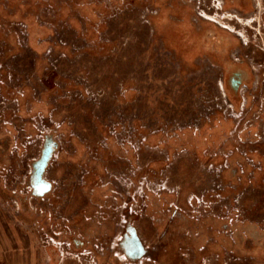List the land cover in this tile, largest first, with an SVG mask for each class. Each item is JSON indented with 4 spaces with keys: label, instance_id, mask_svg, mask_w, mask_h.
<instances>
[{
    "label": "rangeland",
    "instance_id": "1",
    "mask_svg": "<svg viewBox=\"0 0 264 264\" xmlns=\"http://www.w3.org/2000/svg\"><path fill=\"white\" fill-rule=\"evenodd\" d=\"M237 1L0 0V189L17 217L3 230L38 264H264V82L234 96L211 65V30L233 34L221 24L263 36ZM45 135L54 186L36 198ZM86 208L130 222L147 253L126 259L120 233L68 245L97 231Z\"/></svg>",
    "mask_w": 264,
    "mask_h": 264
},
{
    "label": "flooded vegetation",
    "instance_id": "2",
    "mask_svg": "<svg viewBox=\"0 0 264 264\" xmlns=\"http://www.w3.org/2000/svg\"><path fill=\"white\" fill-rule=\"evenodd\" d=\"M235 1L236 0H232L233 3ZM256 4L254 5L253 0H239L234 5L238 7V9H236L235 11L239 15H247L248 17L247 16L244 17L246 19L252 18V15L255 12H257L259 14V18H261V20H264V13H262L261 14L262 16L260 17L259 1H257ZM220 6H222V4ZM221 25L222 27L226 28L227 30L230 31V33L233 34L224 35L220 32H217L215 29L211 30V38L214 41H218V44H215L214 41H211V52H212L211 65L216 67L219 64L218 65L219 79H220V83H222L225 89V93L234 96L235 95L240 96L245 93L253 94L254 91L257 89L258 82L260 81L261 84H263L264 82V38H263L264 32H262L263 36L262 35L260 36V29H258V27L255 28L253 26H250L253 27L252 29L254 31L251 29L245 30L246 33L245 34L246 37H245V35L243 36V34L239 32H238L239 34H237V32L236 33L232 32L235 29V27L231 28L229 25L226 24H221ZM256 25L259 26L260 24L257 23ZM257 34L259 36H257ZM232 36L236 37L240 41H234ZM260 39L261 42L259 41ZM238 42H241V44H238ZM261 114L264 115V112L262 111ZM47 139H50L51 141L54 142L51 156L47 162L48 165L49 161L51 160L55 152L58 151L59 146H58V142L52 136L45 135L44 142ZM0 143L4 147L7 146V137H1ZM37 159L31 162V172L29 176V185H30L29 191L32 196L36 198H43L45 195L49 194L52 191L54 185L50 180H48L44 176V171L47 167L46 165L42 173V178H44L49 183L47 190L40 192L39 188L37 187L38 184H36V186H33L34 168L32 166ZM97 184L98 183H96L95 185ZM90 188L92 191H94L95 189V187L93 186H91ZM108 189L111 192L116 193L115 190L112 189V187ZM21 200H22V205H24L25 198H21ZM91 203H93V201H91ZM99 206H101V204H99ZM84 211H85L84 219L86 221L94 222L97 231L89 234L88 232L91 230L88 231V229H86V231H88L86 233H80V234L75 233L74 236L70 237V242L68 245L73 244L76 247L83 246L84 249L86 247L89 248L90 240L88 238L93 237L95 239L94 247L96 249L99 248L102 251L104 249V244L107 243L105 240L106 239L110 240L114 238L115 234L118 235L120 233L118 227L115 226L116 224H118V222L114 218H112L113 220H108V216L106 217L103 215H99V218L101 219L99 220L93 212L92 214L89 212L90 214L88 215L87 208ZM94 211L96 212L97 210ZM174 213H176V211ZM174 217L175 215H173L171 218ZM127 221L128 220H125V222ZM196 222H199V220L188 219L189 230L192 229L191 226H194L195 225L194 223ZM88 225L89 222L87 223V226ZM200 226L198 225V227ZM190 232L192 233V231ZM191 233H189V236L191 235ZM115 244H116L115 245L116 249L119 250L121 254H124L126 259L131 261L140 259L147 253L148 246L143 244L141 238L138 236L136 232V228L130 222H127L126 225H123V230L121 231L119 238L117 237Z\"/></svg>",
    "mask_w": 264,
    "mask_h": 264
},
{
    "label": "crops",
    "instance_id": "3",
    "mask_svg": "<svg viewBox=\"0 0 264 264\" xmlns=\"http://www.w3.org/2000/svg\"><path fill=\"white\" fill-rule=\"evenodd\" d=\"M11 192L14 193V190L11 189ZM4 193L0 189V264H38L33 249L23 246L19 230H3L4 223H17V217L5 210V204L1 200L6 196ZM39 263L41 264L40 260Z\"/></svg>",
    "mask_w": 264,
    "mask_h": 264
},
{
    "label": "water",
    "instance_id": "4",
    "mask_svg": "<svg viewBox=\"0 0 264 264\" xmlns=\"http://www.w3.org/2000/svg\"><path fill=\"white\" fill-rule=\"evenodd\" d=\"M54 142L50 139L45 140L43 147L41 149V153L39 158L33 163L34 168V174H33V186H36L38 184V188L40 192H43L47 190L49 183L42 178V173L44 171V168L47 165V162L51 156L52 150H53Z\"/></svg>",
    "mask_w": 264,
    "mask_h": 264
},
{
    "label": "trees",
    "instance_id": "5",
    "mask_svg": "<svg viewBox=\"0 0 264 264\" xmlns=\"http://www.w3.org/2000/svg\"><path fill=\"white\" fill-rule=\"evenodd\" d=\"M155 12H157V11H155Z\"/></svg>",
    "mask_w": 264,
    "mask_h": 264
}]
</instances>
